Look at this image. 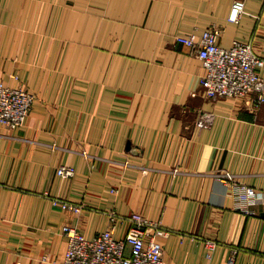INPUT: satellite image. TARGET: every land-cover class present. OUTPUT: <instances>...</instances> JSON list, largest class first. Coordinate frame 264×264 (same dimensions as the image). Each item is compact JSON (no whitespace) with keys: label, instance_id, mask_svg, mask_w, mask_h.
<instances>
[{"label":"crops","instance_id":"obj_1","mask_svg":"<svg viewBox=\"0 0 264 264\" xmlns=\"http://www.w3.org/2000/svg\"><path fill=\"white\" fill-rule=\"evenodd\" d=\"M233 2L0 0V83L36 97L24 127L0 125V264L62 263L65 225L121 239L133 212L161 223L165 264H227L234 248L235 264H264V104L206 99L202 61L176 42L218 26L221 45L264 57V0L239 22Z\"/></svg>","mask_w":264,"mask_h":264},{"label":"built area","instance_id":"obj_2","mask_svg":"<svg viewBox=\"0 0 264 264\" xmlns=\"http://www.w3.org/2000/svg\"><path fill=\"white\" fill-rule=\"evenodd\" d=\"M246 1L234 0L229 16L231 22L240 21ZM222 33V28L211 26L200 36L195 33L176 36V42L189 47L202 61L204 72L200 78V89L206 99L236 98L258 109L264 104V76L260 73L264 69V57L250 41L234 40L229 47L221 45ZM35 99L34 93L21 86L0 83V125L10 130L24 127ZM210 120L211 115L207 114L199 119L198 125L205 126ZM129 165L130 162L126 160L124 167ZM57 173L71 177L74 170L61 165ZM216 177L233 186L241 200L250 202L256 197L254 189L239 184L234 174L219 172ZM52 202L62 210L75 213L83 210V206L60 198H53ZM110 215L113 223L120 218L114 210ZM129 221L131 227L121 239L114 238L112 229L87 238L76 227L65 225L63 231L68 238V248L64 261L56 264H165L164 248L158 241V237L165 234L161 223L150 220L140 212H133ZM207 245L211 250L216 247L212 241H208ZM232 252L227 264H235L238 249L234 248ZM211 256L212 253H208V257Z\"/></svg>","mask_w":264,"mask_h":264}]
</instances>
